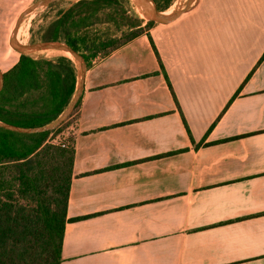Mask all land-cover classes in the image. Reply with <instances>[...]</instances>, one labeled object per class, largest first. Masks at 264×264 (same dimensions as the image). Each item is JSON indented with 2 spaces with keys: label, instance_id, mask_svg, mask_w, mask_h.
<instances>
[{
  "label": "crops",
  "instance_id": "obj_1",
  "mask_svg": "<svg viewBox=\"0 0 264 264\" xmlns=\"http://www.w3.org/2000/svg\"><path fill=\"white\" fill-rule=\"evenodd\" d=\"M73 2L0 0V72ZM155 23L85 70L60 264H264V0Z\"/></svg>",
  "mask_w": 264,
  "mask_h": 264
},
{
  "label": "trees",
  "instance_id": "obj_2",
  "mask_svg": "<svg viewBox=\"0 0 264 264\" xmlns=\"http://www.w3.org/2000/svg\"><path fill=\"white\" fill-rule=\"evenodd\" d=\"M153 1L160 12L174 2ZM155 24L137 16L129 0H76L42 29L39 39L69 46L88 69L95 58L149 36ZM76 84L71 59L21 54L2 73L0 122L43 127L63 112ZM79 105L80 98L50 131L20 133L0 127V264H60Z\"/></svg>",
  "mask_w": 264,
  "mask_h": 264
},
{
  "label": "water",
  "instance_id": "obj_3",
  "mask_svg": "<svg viewBox=\"0 0 264 264\" xmlns=\"http://www.w3.org/2000/svg\"><path fill=\"white\" fill-rule=\"evenodd\" d=\"M135 1L137 2L139 6L142 7L144 14L149 19V21H154L157 23H169L175 20L177 17H179L183 12H185L189 8L190 2L192 0H187L184 10H180L173 14L158 11L156 4L153 0H135ZM14 37H15V34H14ZM14 43L22 50L67 51L73 56V59L78 64V74H79L80 82L76 86L74 94L70 102L66 106V108L53 122L43 127H39V128H21V127H17V126H13V125L0 122V127L8 129V130H12V131L20 132V133H37V132L53 130L57 128L72 113L76 103L78 102L80 98L81 91H82V80L84 78V73L86 70V65L84 63V60L79 53L75 52L69 46L65 45L64 43H60V42H42L41 41V42L29 44L27 46L26 45L22 46L19 43H17V41L14 39ZM1 87H2V73L0 72V89Z\"/></svg>",
  "mask_w": 264,
  "mask_h": 264
},
{
  "label": "rangeland",
  "instance_id": "obj_4",
  "mask_svg": "<svg viewBox=\"0 0 264 264\" xmlns=\"http://www.w3.org/2000/svg\"><path fill=\"white\" fill-rule=\"evenodd\" d=\"M68 1H76V0H68ZM186 2H187V0H174L172 5L165 11L173 14V13L178 12L180 10H184L185 6H186ZM193 2H194V0H192L190 2V5H192ZM129 3L131 5L132 11L137 16L142 18L145 22L149 21V19L145 16V14L142 10V7L139 6L135 0H129ZM54 19L55 18H53L52 20H54ZM45 20H46L45 18H33L30 23L26 22L25 24H23L21 31H20V40H22V42H20V40H18V43L21 44L22 46H25V45L27 46V45L32 44V43L40 42L41 41L39 39L40 35H41L40 33H41L42 29L45 28L43 26V23L45 22ZM27 25H30V26L28 27ZM27 54H29L32 57H36V58L37 57L53 58L56 56H63L61 53H57V52L52 51V50H40V51L31 50V52H29ZM71 60L76 65L77 71H78L77 62L74 59H71ZM70 121L73 122L74 118H72ZM68 132H69V130L67 131V133L65 135L66 138L70 137Z\"/></svg>",
  "mask_w": 264,
  "mask_h": 264
},
{
  "label": "bare ground",
  "instance_id": "obj_5",
  "mask_svg": "<svg viewBox=\"0 0 264 264\" xmlns=\"http://www.w3.org/2000/svg\"><path fill=\"white\" fill-rule=\"evenodd\" d=\"M52 51H55L57 53H61L63 56H65V57H67L69 59H73V56L67 51H56V50H52Z\"/></svg>",
  "mask_w": 264,
  "mask_h": 264
}]
</instances>
